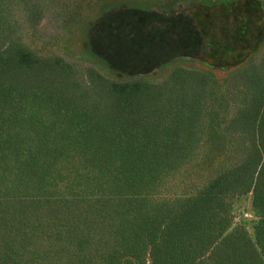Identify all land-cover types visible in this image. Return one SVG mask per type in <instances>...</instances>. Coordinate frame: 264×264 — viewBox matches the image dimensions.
Returning a JSON list of instances; mask_svg holds the SVG:
<instances>
[{
    "label": "trees",
    "instance_id": "trees-1",
    "mask_svg": "<svg viewBox=\"0 0 264 264\" xmlns=\"http://www.w3.org/2000/svg\"><path fill=\"white\" fill-rule=\"evenodd\" d=\"M184 1L0 0V264H264V57L205 63L167 106L153 73L190 57L120 77L91 45L109 13L232 0ZM43 5L50 41L29 24ZM85 61L110 105L78 89ZM250 193L253 239L233 228Z\"/></svg>",
    "mask_w": 264,
    "mask_h": 264
},
{
    "label": "rangeland",
    "instance_id": "rangeland-1",
    "mask_svg": "<svg viewBox=\"0 0 264 264\" xmlns=\"http://www.w3.org/2000/svg\"><path fill=\"white\" fill-rule=\"evenodd\" d=\"M118 1L137 4L140 7L152 3L167 5L171 2V0ZM181 5L186 6L188 2L183 0ZM249 14L256 23L259 22V29L254 30L250 25L243 29L241 16ZM263 22L264 14L260 5L256 2L249 5V0H232L228 5L218 4L213 7L193 3L184 12L168 17L136 10H123L106 14L104 18L98 20L96 26L92 28L91 45L96 54L103 56L114 70L120 72L118 75L120 77L123 74H147L173 58L190 57L192 61L189 63L180 65L170 62L167 65L169 67L162 69L163 73H153L152 79L159 81L152 83L157 94L154 102L169 106L171 103L167 102L178 93L184 94L199 87L202 76L200 67H204L205 63L227 66L248 59L253 51L257 54L258 60L262 59L264 43L261 45L260 39L264 31ZM32 23H35L39 35L45 41H50L52 37L61 33L58 16L45 5L42 6V17L29 22ZM60 43L62 45L61 40ZM59 52L62 56L65 54L63 50ZM83 64L76 70L78 89L89 92L104 104L110 105L111 102L104 96L106 93L100 87L104 82L90 75L89 70L94 66L93 63L85 61ZM183 70L187 73L182 72ZM218 74L224 77L227 69L218 71ZM102 76L108 77L104 74ZM183 102L184 100L180 104ZM256 220L250 193L240 199L234 208L233 228L244 227L253 239V226Z\"/></svg>",
    "mask_w": 264,
    "mask_h": 264
},
{
    "label": "flooded vegetation",
    "instance_id": "flooded-vegetation-1",
    "mask_svg": "<svg viewBox=\"0 0 264 264\" xmlns=\"http://www.w3.org/2000/svg\"><path fill=\"white\" fill-rule=\"evenodd\" d=\"M255 2L258 3L256 0L254 2H253V0H249V5H251L252 3H255ZM260 7H261V9L263 11V14H264V10H263L261 5H260ZM241 21H242V23L244 25L243 29H246V25H250V28L253 27L254 30H257V29L260 28L259 22L256 23L255 22L256 20L253 18V16L251 14H249V16L248 15L247 16H243V17L241 16ZM262 26H263V30H264V22H263ZM263 41H264V31H263V35H262V37L260 39V43H262Z\"/></svg>",
    "mask_w": 264,
    "mask_h": 264
},
{
    "label": "crops",
    "instance_id": "crops-1",
    "mask_svg": "<svg viewBox=\"0 0 264 264\" xmlns=\"http://www.w3.org/2000/svg\"><path fill=\"white\" fill-rule=\"evenodd\" d=\"M184 12V11H178L177 13ZM173 16V15H172Z\"/></svg>",
    "mask_w": 264,
    "mask_h": 264
}]
</instances>
